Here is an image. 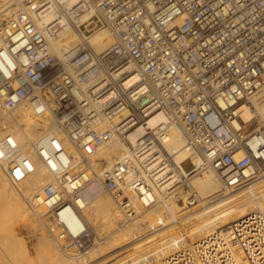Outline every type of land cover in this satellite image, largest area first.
I'll use <instances>...</instances> for the list:
<instances>
[{"label":"built area","instance_id":"1","mask_svg":"<svg viewBox=\"0 0 264 264\" xmlns=\"http://www.w3.org/2000/svg\"><path fill=\"white\" fill-rule=\"evenodd\" d=\"M18 4L0 21V112L25 103L51 113L75 152V158L67 156L49 140L51 156H66L72 168L63 165L67 172L42 191L45 199L54 197L46 215L61 228L62 251L81 258L93 245L89 230L71 234L60 221L78 190L71 185L68 192L64 184L80 177L83 168L95 176L87 159L112 136L127 151L101 180L124 211L128 199L118 197L133 185L151 195L179 186L193 203L197 196L187 182L166 184L212 170L233 186L264 171V0ZM62 28L74 31L79 41L58 57L49 43ZM97 29L113 37L99 52L86 41ZM156 115L161 119L149 126ZM173 130L189 154L180 163L189 162L185 173L163 146ZM22 154L9 136L0 141V164L12 184L25 175ZM161 264H264V214L249 212L181 246Z\"/></svg>","mask_w":264,"mask_h":264},{"label":"bare ground","instance_id":"2","mask_svg":"<svg viewBox=\"0 0 264 264\" xmlns=\"http://www.w3.org/2000/svg\"><path fill=\"white\" fill-rule=\"evenodd\" d=\"M18 1L0 0V21L16 9L14 4L18 6ZM78 41L74 31L62 28L49 47L60 57ZM86 41L99 52L111 45L113 37L106 29H97ZM160 119L161 116L156 115L148 125L153 126ZM6 136L21 149L26 163L23 165L25 175L15 184L6 178L0 164V230L4 234L0 239V264H161L181 246H190L207 233L249 212L258 210L264 214V171L252 180L233 186L223 184L212 170L183 180L175 177L166 185L174 181L187 182L196 193L198 204L189 210L185 207L192 202L187 200L186 193L177 191L179 186L167 193L157 190L151 195L139 193L140 188L133 185L134 190L118 197V201L128 199L129 211H124L101 180L102 173L127 151V147L112 136L87 159L88 168L95 176L83 168L78 173L80 177L64 184L68 192L71 185L78 190L70 197L73 208L61 212V223L71 234L87 229L93 237L92 247L79 258L58 246L61 228L46 215L54 197L49 201L42 194L56 175L72 169L67 165L66 156H51L54 145L49 140L54 139L65 155L75 158L70 142L51 113L25 103L11 111L0 112V141ZM130 141L133 142V138ZM162 142L170 160L181 167L180 163L189 154L179 133L171 131ZM239 156L240 153L235 158ZM136 160L140 162L141 158L138 156ZM191 162L198 165L199 159L191 157ZM63 165L68 168L65 172ZM175 191L177 197L173 194Z\"/></svg>","mask_w":264,"mask_h":264},{"label":"rangeland","instance_id":"3","mask_svg":"<svg viewBox=\"0 0 264 264\" xmlns=\"http://www.w3.org/2000/svg\"><path fill=\"white\" fill-rule=\"evenodd\" d=\"M189 167H190V164H189L188 161L182 164V168H183L184 170H188ZM197 176H200V175H197ZM182 192L184 193V192H185V189H183ZM196 204H198V200L194 201L191 205L187 204V206H186L185 208H186L187 210H189L191 207H193V206L196 205ZM1 233H2V234H1ZM0 235L3 236V237L0 236V239H3V238H4V234H3V231H1V230H0ZM3 241H4V240H3Z\"/></svg>","mask_w":264,"mask_h":264}]
</instances>
